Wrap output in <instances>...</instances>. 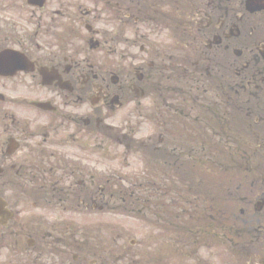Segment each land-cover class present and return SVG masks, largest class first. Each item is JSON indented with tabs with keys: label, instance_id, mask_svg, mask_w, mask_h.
<instances>
[{
	"label": "flooded vegetation",
	"instance_id": "flooded-vegetation-1",
	"mask_svg": "<svg viewBox=\"0 0 264 264\" xmlns=\"http://www.w3.org/2000/svg\"><path fill=\"white\" fill-rule=\"evenodd\" d=\"M213 145L243 168L221 201L241 216L224 206L175 249L164 233L161 264H264V178L240 176L264 159V0H0V264H136L112 165L151 152L144 191L187 209L179 175L197 181Z\"/></svg>",
	"mask_w": 264,
	"mask_h": 264
},
{
	"label": "rangeland",
	"instance_id": "rangeland-1",
	"mask_svg": "<svg viewBox=\"0 0 264 264\" xmlns=\"http://www.w3.org/2000/svg\"><path fill=\"white\" fill-rule=\"evenodd\" d=\"M146 129H149V134H152L153 131H151V125L149 127L144 126ZM146 133V130H144V128L139 129V135H142ZM248 144H244L241 147L242 148H246ZM252 149H254V146H252ZM120 152H122V149L119 148L117 150V153L120 154ZM223 154V152H222ZM257 161H254L256 163H258V169L261 168L263 170H261L263 172L262 176H259L257 174L254 175L253 172H247L245 174H250L252 175L253 178H258L259 180H262V178H264V159H256ZM253 166V164H252ZM113 170H116L119 174V176H122V181L127 180L128 178H125V176H127L129 173H139V170H141V168H144V165L141 163V161L134 157L132 159V162L129 163L127 162L126 167L122 166V163L119 161L117 164L112 165L111 167ZM149 169H151L150 166H148ZM210 168V165H209ZM253 168H255L253 166ZM230 169L232 170H239L241 171L243 168H237L236 164H233L230 166ZM126 170V171H125ZM225 171V169H217L213 172L212 174V170L210 168V170H208V172L212 175V181L211 184L214 186L212 187L213 189L216 190H223V186H219L217 185L219 181H217L218 176H213L214 174H219L221 172ZM139 177V175H138ZM219 186V187H218ZM120 217L117 218V231L119 235H123V238L126 240V242H129V240L134 239V247H132L134 250H136L135 252H132V254H134V260L136 261V264H160V253H158L157 247L159 248V246L156 244V242L159 240V237L162 233L161 229H156L153 228L152 226H150L147 222H151V220L146 217L144 219V223H140L141 220H139L137 218L136 219H130L128 217L125 216H121V215H125V214H119ZM118 215V216H119ZM153 246H157L156 248H154ZM150 247V248H149ZM151 247H153L154 249H151ZM204 249V248H203ZM203 257H205V252H203L201 254ZM192 260H188V262H191ZM121 264H124L123 262Z\"/></svg>",
	"mask_w": 264,
	"mask_h": 264
}]
</instances>
